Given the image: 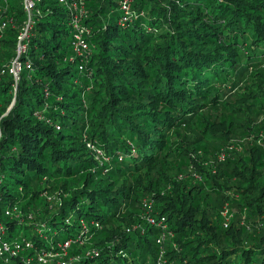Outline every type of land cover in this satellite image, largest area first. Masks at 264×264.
Wrapping results in <instances>:
<instances>
[{
  "label": "trees",
  "instance_id": "obj_1",
  "mask_svg": "<svg viewBox=\"0 0 264 264\" xmlns=\"http://www.w3.org/2000/svg\"><path fill=\"white\" fill-rule=\"evenodd\" d=\"M20 1L0 0V68ZM85 4V56L42 0L15 95L0 74V209L24 219L6 236L70 241L71 264H264V0H133L125 26L119 0Z\"/></svg>",
  "mask_w": 264,
  "mask_h": 264
},
{
  "label": "built area",
  "instance_id": "obj_2",
  "mask_svg": "<svg viewBox=\"0 0 264 264\" xmlns=\"http://www.w3.org/2000/svg\"><path fill=\"white\" fill-rule=\"evenodd\" d=\"M42 0H21V5L24 12V21L18 29L16 36V45L14 55L10 61L0 68V74H9L13 79V94L16 93V86L19 80L22 69H31L30 62L22 59L27 52L28 41L32 36V27L34 24V12L36 5ZM59 3L66 4L69 12V24L72 28L70 38V47L77 56H85L89 51L88 37L91 35V29L87 26L85 19L88 15L85 0H58ZM133 0H119V10L121 12L118 23L125 26L134 15L131 11V4ZM13 17L0 16V29L7 25H14ZM81 61V60H80ZM79 70H83L82 63L79 64ZM238 151L239 147L226 144L217 152L218 160H224L229 151ZM152 201L148 198L142 200V207L144 215L149 223H155V219L150 215ZM4 218L18 220L22 222V212L16 204L6 206L0 209V264H71L78 260L77 257H70L67 259V249L70 241L58 242L56 250L45 249L42 246L36 245L33 241L27 239H10L6 236V225L2 221ZM164 221V217L160 218L159 223ZM43 226V225H42ZM82 227H85L82 225ZM40 238L46 239L42 235L41 229H34ZM129 230V228H127ZM83 241H79L82 244ZM52 245V244H51ZM86 256L92 258L98 255L95 249H88Z\"/></svg>",
  "mask_w": 264,
  "mask_h": 264
},
{
  "label": "rangeland",
  "instance_id": "obj_3",
  "mask_svg": "<svg viewBox=\"0 0 264 264\" xmlns=\"http://www.w3.org/2000/svg\"><path fill=\"white\" fill-rule=\"evenodd\" d=\"M22 221H24V219L22 220ZM16 227V229L19 227V228H22L20 225H17V226H15ZM84 240V239H83ZM88 249H84V251H87Z\"/></svg>",
  "mask_w": 264,
  "mask_h": 264
}]
</instances>
